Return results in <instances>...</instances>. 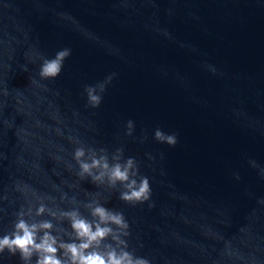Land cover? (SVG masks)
Returning <instances> with one entry per match:
<instances>
[{
  "label": "water",
  "instance_id": "obj_1",
  "mask_svg": "<svg viewBox=\"0 0 264 264\" xmlns=\"http://www.w3.org/2000/svg\"><path fill=\"white\" fill-rule=\"evenodd\" d=\"M113 73L90 107L85 85ZM81 145L123 148L150 199L81 179ZM94 200L124 214L129 250L150 264H264V0H0V236L31 207L29 223L69 241L59 211L91 219ZM41 203L57 217L35 216ZM0 264L23 262L5 251Z\"/></svg>",
  "mask_w": 264,
  "mask_h": 264
},
{
  "label": "clouds",
  "instance_id": "obj_2",
  "mask_svg": "<svg viewBox=\"0 0 264 264\" xmlns=\"http://www.w3.org/2000/svg\"><path fill=\"white\" fill-rule=\"evenodd\" d=\"M71 56V49L59 50L53 58H44L40 66L39 76L42 79L57 77L64 61ZM115 73L95 85H85L84 93L87 103L92 108H98L103 100L106 86L111 83ZM127 135H131L134 121L126 124ZM154 138L160 143L174 147L178 143L177 133H165L157 128ZM146 139V137H145ZM79 143V142H77ZM73 159L78 165V176L90 178L99 184L107 183L110 188L122 189L119 199L132 204H143L151 197L149 179L139 174V165L134 157L124 159V149L117 148L109 156L106 148L76 147ZM86 207L91 219L84 216L79 209L60 210L59 218L67 220L73 234L69 241L53 234V224L50 220L29 223L25 217L33 215L29 207L16 213L13 231L0 236V254L19 255L23 264H150L147 258L135 255L129 250L125 237L129 235V223L121 211L109 209L99 201H91ZM57 217V212L41 203L35 210V216L45 213ZM110 241V242H108Z\"/></svg>",
  "mask_w": 264,
  "mask_h": 264
}]
</instances>
